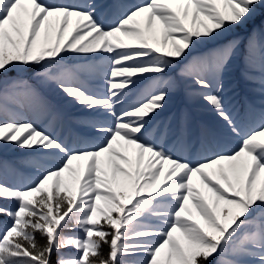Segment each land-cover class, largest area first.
I'll return each instance as SVG.
<instances>
[{
	"label": "snow or ice",
	"instance_id": "snow-or-ice-1",
	"mask_svg": "<svg viewBox=\"0 0 264 264\" xmlns=\"http://www.w3.org/2000/svg\"><path fill=\"white\" fill-rule=\"evenodd\" d=\"M258 16L264 0H0V153L21 150L0 159V264H264ZM181 93L215 130L164 117Z\"/></svg>",
	"mask_w": 264,
	"mask_h": 264
},
{
	"label": "trees",
	"instance_id": "trees-1",
	"mask_svg": "<svg viewBox=\"0 0 264 264\" xmlns=\"http://www.w3.org/2000/svg\"><path fill=\"white\" fill-rule=\"evenodd\" d=\"M262 22H264V16H258L256 20L249 27L259 28ZM237 77H238V70H237ZM235 92L239 93L237 99L242 101L243 97L246 94L245 91L243 90L242 85L238 87L235 90ZM185 109L189 111L191 116L190 134L193 138L199 135L202 126L206 128V124H209L212 127H215V118L212 117L210 114L201 110L198 104L189 103L184 98L182 93L173 96L172 100L169 103L167 111L164 113V117L178 116L179 113ZM67 112L71 114V110H67ZM20 151L21 150H16L15 152L8 151V152L0 153V159H6L10 162H16L20 158Z\"/></svg>",
	"mask_w": 264,
	"mask_h": 264
}]
</instances>
